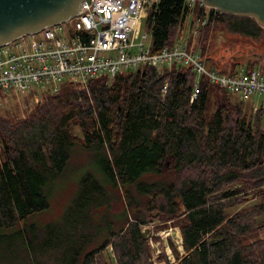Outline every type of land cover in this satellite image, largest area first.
<instances>
[{
  "label": "trees",
  "instance_id": "1",
  "mask_svg": "<svg viewBox=\"0 0 264 264\" xmlns=\"http://www.w3.org/2000/svg\"><path fill=\"white\" fill-rule=\"evenodd\" d=\"M191 10L189 0L149 7L152 52L179 42ZM204 16L200 7L198 17ZM216 22L262 36L254 17L211 9L203 27L207 39ZM238 64L230 63L231 74ZM197 77L185 64L143 65L82 87L64 82L38 100L31 93L33 105L23 116L0 112V229L20 224L13 235L23 244L24 264H154L142 227L156 210L183 236L184 253L171 241L176 262L164 254L165 264H264V237H257L264 230V107L246 111L244 101L206 75L192 100ZM77 144L110 152L105 170L128 204L122 225L101 244L96 237L82 240L103 195L90 177L66 211V223L45 229L28 223L50 206L45 188ZM9 237L0 234V240Z\"/></svg>",
  "mask_w": 264,
  "mask_h": 264
},
{
  "label": "built area",
  "instance_id": "2",
  "mask_svg": "<svg viewBox=\"0 0 264 264\" xmlns=\"http://www.w3.org/2000/svg\"><path fill=\"white\" fill-rule=\"evenodd\" d=\"M156 1L93 0L89 8L72 19L0 47V91L33 93L38 100L43 93L57 92L64 82L82 87L102 75L114 78L123 70L143 65L162 70L180 63L191 66L198 76L192 100L199 93L200 78L204 75L238 95L241 101L252 100L257 94L264 100V73L260 69L235 74L208 70L202 56L190 52L188 45L180 41L173 47L152 52L151 44L145 42L147 33L142 25L149 7ZM189 3L192 9L194 3ZM202 3L204 27L211 9H215V14L222 11ZM69 21L74 24L66 33L64 24ZM199 31L200 26L196 34ZM167 86L166 83L164 93Z\"/></svg>",
  "mask_w": 264,
  "mask_h": 264
},
{
  "label": "rangeland",
  "instance_id": "3",
  "mask_svg": "<svg viewBox=\"0 0 264 264\" xmlns=\"http://www.w3.org/2000/svg\"><path fill=\"white\" fill-rule=\"evenodd\" d=\"M189 1L194 3V5L184 21L182 37L179 41L187 44L190 52H198L204 59V65L208 70L220 71L222 68H227V73H230L231 65L226 62L229 61L232 53L242 55L257 52V48H259L258 50L264 48L263 26L262 36L257 39L234 33L226 24L216 22L210 26L207 39L201 24L203 17H198L199 8L205 5L200 0H196V2H193V0ZM73 24V21L64 24L66 33L69 32L68 28L73 27ZM142 26L143 32L147 33L145 42L150 45L152 36L146 28L145 19ZM198 26H200V31L196 34ZM231 45L233 46L231 51H227L226 48ZM251 67L260 69L264 73V59L261 61H243L237 65L235 71L241 73ZM30 95L31 93L27 92L10 91L2 93L0 91V112L13 116H23L26 108L29 105H33V97H30ZM232 95L235 98H239L234 93ZM262 105H264V100L260 94H257L252 100L244 102L246 111L250 113L256 111ZM107 158L112 159L110 152L105 149H98L97 147L85 148L80 144L73 145L70 148V157L64 170L53 178L45 188L50 206L45 210L31 214L28 223L44 229L49 225L55 226L59 222L66 223L64 220L66 211L77 202L82 192L84 181L90 177L91 181L95 180L103 187V195H101L102 198L100 199L101 205L98 208H93V206L91 208L93 217L90 223V230L86 234L88 236L82 240L96 237L95 242L101 244L102 239L109 235L111 229H119L125 220L124 215L128 211V204L121 185H115L105 170ZM254 202L255 200L250 201L248 204ZM158 214L159 210L153 212L149 222L144 225V227L152 228V233L147 239L150 240L153 247L152 261L154 264H165L166 261L161 260L160 257L166 254L167 260L171 261L170 263H175L176 255L170 247L171 239L168 233L175 230L181 233V230L179 226L174 224L173 220L161 221L157 217ZM19 225L10 229H0V234H10L8 239L0 240V264L25 263V260H23V244L13 235L21 227ZM162 235L168 237V247L163 244ZM257 237H264V230H261ZM252 240L254 239L250 241ZM175 242L179 251L183 254L184 247L181 241L177 240ZM167 251H169V254H167Z\"/></svg>",
  "mask_w": 264,
  "mask_h": 264
},
{
  "label": "water",
  "instance_id": "4",
  "mask_svg": "<svg viewBox=\"0 0 264 264\" xmlns=\"http://www.w3.org/2000/svg\"><path fill=\"white\" fill-rule=\"evenodd\" d=\"M93 0H0V47L23 36L37 33L48 26L62 24L89 8ZM108 1V0H106ZM206 5L224 13L251 16L264 27V0H200ZM264 53L250 52L233 57L234 61H261ZM145 239L152 228L142 227ZM170 239L183 243V236L177 230L170 233ZM168 247L167 236H162ZM177 245V244H176ZM169 254V251H167Z\"/></svg>",
  "mask_w": 264,
  "mask_h": 264
},
{
  "label": "flooded vegetation",
  "instance_id": "5",
  "mask_svg": "<svg viewBox=\"0 0 264 264\" xmlns=\"http://www.w3.org/2000/svg\"><path fill=\"white\" fill-rule=\"evenodd\" d=\"M232 47H233V46L231 45V46H229V48L227 47L226 50H227V51H231ZM255 49H256V48H255ZM258 49H259V48L256 49L257 52H264V48H263L262 50H258ZM234 56H237V55L234 54V53H232V55H230V57H229V61H227L226 63H227V64H228V63L230 64V63L233 61V57H234ZM240 63H241V62H240Z\"/></svg>",
  "mask_w": 264,
  "mask_h": 264
}]
</instances>
